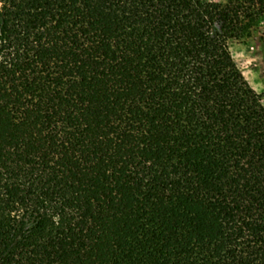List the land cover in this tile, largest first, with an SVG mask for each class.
Listing matches in <instances>:
<instances>
[{"label":"trees","instance_id":"1","mask_svg":"<svg viewBox=\"0 0 264 264\" xmlns=\"http://www.w3.org/2000/svg\"><path fill=\"white\" fill-rule=\"evenodd\" d=\"M257 29L264 0H0V264H264Z\"/></svg>","mask_w":264,"mask_h":264},{"label":"rangeland","instance_id":"2","mask_svg":"<svg viewBox=\"0 0 264 264\" xmlns=\"http://www.w3.org/2000/svg\"><path fill=\"white\" fill-rule=\"evenodd\" d=\"M202 1L225 3L227 0ZM228 47L238 70L264 106V30H254L249 39L229 40Z\"/></svg>","mask_w":264,"mask_h":264}]
</instances>
